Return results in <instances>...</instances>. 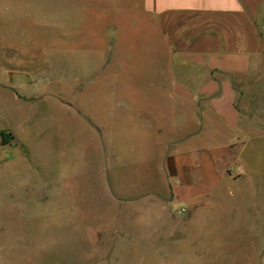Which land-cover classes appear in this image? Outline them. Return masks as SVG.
Returning <instances> with one entry per match:
<instances>
[{"label": "rangeland", "instance_id": "rangeland-1", "mask_svg": "<svg viewBox=\"0 0 264 264\" xmlns=\"http://www.w3.org/2000/svg\"><path fill=\"white\" fill-rule=\"evenodd\" d=\"M61 16L0 38V264H213L216 233L220 259L252 264L239 212L209 218L206 197L177 188L156 87L169 54L127 22L130 48H112L115 15L99 2Z\"/></svg>", "mask_w": 264, "mask_h": 264}, {"label": "crops", "instance_id": "crops-1", "mask_svg": "<svg viewBox=\"0 0 264 264\" xmlns=\"http://www.w3.org/2000/svg\"><path fill=\"white\" fill-rule=\"evenodd\" d=\"M88 1L112 8V48H123L124 38L130 48L127 22L143 25L149 47L169 54L159 69L170 77L156 87L170 104V114L161 110L164 126L178 135V192L187 201L206 197L209 218L222 204L239 212L246 247L239 256L264 264V0H0V38L29 34L41 16L49 23ZM217 238L210 263L238 264L232 253L219 258Z\"/></svg>", "mask_w": 264, "mask_h": 264}, {"label": "trees", "instance_id": "trees-1", "mask_svg": "<svg viewBox=\"0 0 264 264\" xmlns=\"http://www.w3.org/2000/svg\"><path fill=\"white\" fill-rule=\"evenodd\" d=\"M2 135H4V133L2 132Z\"/></svg>", "mask_w": 264, "mask_h": 264}]
</instances>
